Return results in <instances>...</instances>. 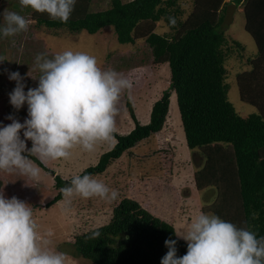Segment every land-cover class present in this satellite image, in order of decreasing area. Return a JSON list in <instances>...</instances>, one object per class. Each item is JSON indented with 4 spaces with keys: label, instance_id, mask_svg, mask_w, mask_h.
<instances>
[{
    "label": "trees",
    "instance_id": "1",
    "mask_svg": "<svg viewBox=\"0 0 264 264\" xmlns=\"http://www.w3.org/2000/svg\"><path fill=\"white\" fill-rule=\"evenodd\" d=\"M81 1L76 2L66 23L42 17L36 18L35 23L50 30L65 28L70 33L85 30L91 34L110 25L119 43L133 44L143 37L154 61H167L170 75L168 86L151 106L148 122L139 123L127 100L134 127L124 134L114 132L113 147L77 175L101 174L123 152L158 133L168 113L171 91H174L186 146L204 157L195 172L196 184L198 187L202 184L216 186L228 198L234 194L236 197L238 186L244 227L255 232L258 238L264 236V155H261L264 149V92L257 84L258 74L264 68V0H110V7L106 9L84 12L79 5ZM243 2L247 24L252 25L248 27L249 32L258 47L256 54L245 59L249 69L236 74L237 81L241 82L239 94L242 98L245 94L246 101L251 102L250 92L255 91L254 103L259 109L245 117L228 100L225 67L230 58L243 60L244 47L223 30L227 6ZM219 4L217 15L213 17L216 19H213L211 10ZM250 4L257 5L249 11ZM170 17L175 19L174 25ZM141 22L146 23L139 25ZM156 23L168 30L156 32ZM251 73L254 75L250 76ZM22 155L28 156V153ZM28 158L54 179L53 187L57 191L47 206L61 199L59 190L68 185L73 176L64 179L35 156ZM230 169L233 173H229ZM213 179L222 181L223 187L214 184ZM233 182L236 185L227 195L226 184ZM223 206L227 205L223 204L222 208L228 215L231 207L228 205L226 212ZM254 212L258 217L253 218ZM225 214L220 218L227 221L229 215ZM94 233L99 235L92 238ZM168 238L177 241L178 256L186 254L187 242L176 236L170 223L150 213L135 199L124 197L113 207L107 223L75 236L73 245L76 254L90 260V264H160L168 251L164 243Z\"/></svg>",
    "mask_w": 264,
    "mask_h": 264
},
{
    "label": "rangeland",
    "instance_id": "2",
    "mask_svg": "<svg viewBox=\"0 0 264 264\" xmlns=\"http://www.w3.org/2000/svg\"><path fill=\"white\" fill-rule=\"evenodd\" d=\"M78 1L80 0H76V2ZM224 1L227 0L222 2ZM209 2L212 5V2ZM79 5L82 7V12L89 9L97 11L110 7V0H82ZM245 5L243 2L237 6H227L223 23L226 35L229 38H234L244 47L243 60L233 57L225 63L227 97L235 110L243 117L259 110L254 103L255 91L250 92L253 100L246 101L248 97L244 94V90L242 92L244 98L239 94L241 82H238L236 77L237 73L249 69L245 59L256 54V50H258L255 38L249 32L248 27H252V25L247 24ZM254 5L257 4H250L249 11ZM5 8L24 16L29 22V28L28 31L13 37L0 38V55H4L12 61L0 62L2 69L0 76V127L12 122L7 119L9 115L21 123L28 118L27 104L19 110L10 104L9 93L13 91L16 82L9 80L8 72L18 71L25 78L26 92L28 88H35L38 85V80L34 79L39 76L38 70L34 69L35 56L38 53H44L52 58L55 54L65 50L80 51L92 55L96 57L98 66L103 70H115L121 76L132 81L131 90L124 91L118 101L115 132L124 134L134 127L126 104L127 100L131 102L139 123L148 122L151 106L160 97L162 90L168 86L170 74L167 61H154L150 48L143 37L137 38L133 44L119 43L114 29L110 25L102 27L93 34L85 30L70 33L65 28L50 30L35 23L38 17L49 18L47 13L36 12L30 7H21L19 0H0V23L3 21L2 13ZM219 8L220 4L211 10L212 18L215 14L217 15L216 12ZM213 19H216V16ZM145 23L141 22L139 25ZM154 27L156 32L168 30L161 23L154 24ZM5 69L8 71H4ZM262 70L258 74L257 84H260L261 90L264 92V88H262L264 86V68ZM251 75L254 74L251 73ZM20 136L21 139H24L23 130H21ZM115 142L114 137L108 142H99L92 152H85L76 147L72 149L67 160L47 161L43 164L62 178L67 179L77 175L87 166L95 164L99 155L112 148ZM26 144L30 149L32 142L28 140ZM261 155H264V149L261 151ZM203 159L200 152L191 151L186 146L175 92L171 91L168 113L161 130L123 152L119 158L107 166L104 172L92 176L102 181L110 189L118 191L119 196L115 201L99 197L74 196L71 198L70 204H67L65 198L62 197L47 206V202L53 198L57 190L53 187L52 175L42 168L43 171H41L38 180L20 175L18 172L0 171V192L5 198L10 199L15 196L33 208V218L38 225V232L42 237L51 241L50 249L65 254V264H90V260L76 254L73 245L74 237L107 223L113 207L124 197L135 199L150 213L170 223L177 233L186 230L190 221L201 212L221 217V214H225L222 208L223 204L227 205L223 206L226 212L228 205L231 207L228 211L227 221L237 227H244L238 186L235 190L237 191L236 197L234 194L228 198L223 196L225 193L219 192L216 186L205 187L202 184L201 187H198L196 184L195 172L201 167ZM231 172L230 169L229 173ZM202 181L206 182L204 179ZM211 181L220 188L223 187L222 181L220 183L215 179ZM230 181H233V178L228 183ZM236 181L238 185L237 177ZM226 185H228L226 194L230 195L227 192H231L230 189H234L236 183ZM228 215L225 214V216Z\"/></svg>",
    "mask_w": 264,
    "mask_h": 264
},
{
    "label": "clouds",
    "instance_id": "3",
    "mask_svg": "<svg viewBox=\"0 0 264 264\" xmlns=\"http://www.w3.org/2000/svg\"><path fill=\"white\" fill-rule=\"evenodd\" d=\"M19 4L66 23L76 0H19ZM2 17L0 38L28 31V20L19 13L5 8ZM4 61L12 62L0 55V62ZM34 69L39 72L34 78L38 85L26 92L25 78L18 71L8 72L9 80L16 82L9 93L10 104L17 110L27 104L28 118L21 123L9 115L12 122L0 127V171L38 180L41 169L28 156L41 163L67 160L76 147L92 152L99 142L113 139L118 101L133 84L115 70H103L96 57L80 51L65 50L52 58L38 53ZM25 152L28 156L22 155ZM59 191L67 204L74 196L109 201L119 196L90 174L73 176ZM258 215L254 212L253 218ZM175 234L187 242L186 254L178 256L177 241L168 238L164 241L168 251L160 264H264V236L258 238L249 228L237 227L215 214L201 212L186 230ZM50 244L38 232L33 208L0 192V264H65V254L50 249Z\"/></svg>",
    "mask_w": 264,
    "mask_h": 264
},
{
    "label": "crops",
    "instance_id": "4",
    "mask_svg": "<svg viewBox=\"0 0 264 264\" xmlns=\"http://www.w3.org/2000/svg\"><path fill=\"white\" fill-rule=\"evenodd\" d=\"M38 166V165H37ZM39 167V166H38ZM40 169H41V167H39ZM41 171H43L42 169H41Z\"/></svg>",
    "mask_w": 264,
    "mask_h": 264
},
{
    "label": "bare ground",
    "instance_id": "5",
    "mask_svg": "<svg viewBox=\"0 0 264 264\" xmlns=\"http://www.w3.org/2000/svg\"><path fill=\"white\" fill-rule=\"evenodd\" d=\"M197 155V154H196ZM192 156V155H191Z\"/></svg>",
    "mask_w": 264,
    "mask_h": 264
}]
</instances>
